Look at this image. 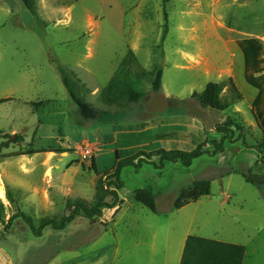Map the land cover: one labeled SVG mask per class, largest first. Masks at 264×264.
I'll return each mask as SVG.
<instances>
[{"label": "rangeland", "instance_id": "1", "mask_svg": "<svg viewBox=\"0 0 264 264\" xmlns=\"http://www.w3.org/2000/svg\"><path fill=\"white\" fill-rule=\"evenodd\" d=\"M37 9L35 16L21 0H0V99L11 98L0 103V191L5 192L0 203L6 221L18 211L35 219L62 215L69 197L92 200L97 181L92 163L100 172L111 169L117 152L124 158L140 150H193L201 143L213 152L212 140L223 137L216 127L229 117L244 129V137L236 139L240 130L231 125L235 136L225 142V151L204 154L190 167L180 162H166L163 170L148 164L139 170L125 167L120 195L125 208L131 202L133 208H124L118 224L79 216L64 230L49 226L36 237L22 218L8 229L0 220V244L7 240L9 264H84V259L85 264H108L113 247L111 264H160L165 217L134 202L133 191L149 188L165 213L174 210L184 187L200 179L212 181L211 195L183 205L195 216L184 228L242 244L243 264H264V184L249 183L243 175L264 172L257 149L264 148L263 128L246 101H241L242 113L233 106L205 108L191 98L224 77L204 65L191 67L183 56L201 53L216 60L225 53L220 37L264 34V0H37ZM129 48L146 69L156 62L162 66V90L157 93L146 82L139 102L107 104L101 90ZM61 70L78 96L104 112L101 119L78 124V107ZM156 95L169 99L168 109L147 110ZM28 150L39 152L4 157ZM154 233L157 255L151 263Z\"/></svg>", "mask_w": 264, "mask_h": 264}, {"label": "trees", "instance_id": "2", "mask_svg": "<svg viewBox=\"0 0 264 264\" xmlns=\"http://www.w3.org/2000/svg\"><path fill=\"white\" fill-rule=\"evenodd\" d=\"M25 7L35 16L38 14L37 0H21ZM168 20L166 15V21ZM168 33V24H165L163 39ZM163 68L157 62L151 69L143 67L133 49L129 48L127 54L120 62L115 74L109 83L101 90V99L107 104H115L119 107H124L129 103L139 102L145 96L144 84L146 82L152 85L155 92L162 90ZM61 78L67 87L73 102L78 107L80 121L78 124L85 125L88 122L96 121L102 118L104 112L99 110L94 104L86 99L78 96L74 91L71 81L66 73L61 70ZM229 88V92L225 93V88ZM192 98H195L201 106L210 108L216 111H225L234 104L244 100V95L237 86L232 77L226 78L220 82L210 81L205 89L201 92H194ZM11 98L0 99L1 102L10 100ZM252 113L258 123L256 114ZM235 125L240 130V135L236 138L244 137V129L237 124L231 117L225 123L217 125L216 131L223 134L221 140L214 139L212 144L214 151L204 149L205 143L199 144L193 150L181 149H157L151 152L140 150L139 152L128 156L120 157L116 153V162L111 169H105L102 172L98 171L96 162L92 163L91 169L96 172V193L92 200H87L82 197H69L67 200V213L62 215L44 216L35 219L33 216L18 211L8 221L4 216V205L0 203V220L5 224V229L16 218H22L28 225L33 235L40 237L43 235L44 229L52 227L55 230H64L77 217L84 216L91 221L98 219L103 214V208L114 207L117 204H122L124 199L120 195V191L124 188L125 182L122 179V170L127 166H132L135 169H141L144 164L152 165L156 169L163 170L166 162H180L185 167H190L194 160L204 154H217L224 152L225 142H233L235 131L230 127ZM259 128L261 125L258 123ZM264 134V130H262ZM244 145L248 148L251 146L245 141ZM261 152V162H264V148L261 145L257 146ZM36 150H28L25 152H16L5 155L4 157L32 155L38 153ZM157 157V159H154ZM247 182L261 186L264 184V172L259 174L253 173L251 170L243 173ZM212 181L210 179H200L193 184L184 187L174 203V209H179L183 205L196 201L201 197L211 195ZM133 200L139 202L149 208L154 213H157V198L156 195L145 187L136 188L133 191ZM246 254V248L242 244L225 242L216 239H210L199 235H189L180 264H243Z\"/></svg>", "mask_w": 264, "mask_h": 264}, {"label": "crops", "instance_id": "3", "mask_svg": "<svg viewBox=\"0 0 264 264\" xmlns=\"http://www.w3.org/2000/svg\"><path fill=\"white\" fill-rule=\"evenodd\" d=\"M220 39L223 41L222 45L225 53L221 52L216 60H212L209 56L206 57L201 53L196 55L184 52L183 56L191 67L204 65L209 72L211 69L215 70L220 78L232 77L244 95L243 101H246L248 106L252 108L258 122L264 130V34L244 36L232 40H224L222 37ZM222 58L225 60L224 63H221ZM240 104L241 102L234 104L233 109L243 113ZM123 199L124 202L121 205L117 204L114 207L103 208V214L97 220L106 223L113 220L115 224H118L122 219L123 210L127 203L126 199ZM131 208H133V202L125 209L129 210ZM147 209L151 211L149 208ZM151 212L154 213L153 211ZM187 212L185 206H183L179 209L165 211V213H160L159 211L154 213L157 216H161V218L165 217V220L160 219L161 221L164 220L162 221L161 230H166V251L160 264H171L173 260L174 264L181 263L186 240L192 234L184 228V225L191 226L195 220V216L189 215ZM6 241L5 239L1 240L3 244H0V264H9L10 252ZM151 247L152 253L149 261L152 263L157 255L155 251V233ZM115 252L116 247H113L107 253L109 256L108 264H111ZM172 252L174 254L173 256ZM98 253L101 254L102 251L100 250ZM83 263H86L85 259Z\"/></svg>", "mask_w": 264, "mask_h": 264}, {"label": "water", "instance_id": "4", "mask_svg": "<svg viewBox=\"0 0 264 264\" xmlns=\"http://www.w3.org/2000/svg\"><path fill=\"white\" fill-rule=\"evenodd\" d=\"M169 99L164 95H156L146 103L149 112H161L169 108Z\"/></svg>", "mask_w": 264, "mask_h": 264}, {"label": "bare ground", "instance_id": "5", "mask_svg": "<svg viewBox=\"0 0 264 264\" xmlns=\"http://www.w3.org/2000/svg\"><path fill=\"white\" fill-rule=\"evenodd\" d=\"M0 196L5 197L4 189H1V191H0Z\"/></svg>", "mask_w": 264, "mask_h": 264}]
</instances>
